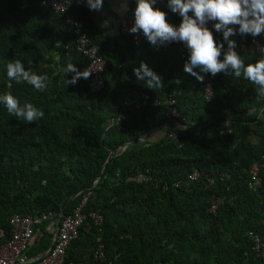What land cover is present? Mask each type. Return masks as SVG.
Segmentation results:
<instances>
[{
	"label": "trees",
	"instance_id": "trees-1",
	"mask_svg": "<svg viewBox=\"0 0 264 264\" xmlns=\"http://www.w3.org/2000/svg\"><path fill=\"white\" fill-rule=\"evenodd\" d=\"M70 1L71 14L106 63L100 89L90 87L89 78L66 84L74 75H65L67 64L83 72L88 61L60 14L41 0H0V95L10 92L44 113L27 123L0 103V243L10 238L11 215L50 212L53 220L43 222L25 251L35 259L52 241L48 223L55 225L63 208L70 215L89 193L82 212L96 211L103 222L80 229L64 264H96L100 246L109 264H264L248 237L254 232L264 240V168L249 186L250 166L264 154V98L257 86L231 72L212 76L193 69L204 76L200 82L183 70L189 52L182 42L156 46L144 37L135 47L113 33L116 12L108 0L98 17L86 0ZM126 3V13L134 14L135 0ZM154 7L179 26L168 0H156ZM213 36L226 51L223 34L214 29ZM253 38L264 47V33L228 37L246 65L261 59L241 51ZM14 60L47 75L46 89L9 80L6 66ZM141 62L161 77L162 88L151 90L136 79L133 69ZM168 96L178 118L166 116L165 103L154 105ZM194 171L199 176L190 182ZM216 197L226 199L211 213Z\"/></svg>",
	"mask_w": 264,
	"mask_h": 264
},
{
	"label": "clouds",
	"instance_id": "clouds-1",
	"mask_svg": "<svg viewBox=\"0 0 264 264\" xmlns=\"http://www.w3.org/2000/svg\"><path fill=\"white\" fill-rule=\"evenodd\" d=\"M156 0H135L134 24L130 33H140L147 41L156 46L172 42H182L188 49V60L184 71L203 82L208 73L216 76L218 73H229L236 78H243L257 86V94L264 98V47L260 49L262 58L256 63L245 64V61L235 51L236 44L228 37L237 34H249L256 37L264 33V0H168V7L173 13H178L181 23L178 27L167 22L166 13L155 8ZM90 10L99 11L103 0H86ZM191 13V15H189ZM209 21H214V29L223 34L228 42L227 50L223 44H218L212 31L206 27ZM235 26H238L236 29ZM223 52V60L220 59ZM7 77L17 83L26 82L38 91L47 87V75H38L31 70H25L20 60L7 64ZM199 69V73L193 69ZM65 75L73 73L66 84L75 85L80 78L87 79L91 71H77L72 63L64 69ZM138 81L144 82L151 90L162 88V79L153 72L147 64L141 62L140 67L133 69ZM179 83V81H176ZM2 103L9 114L27 123L42 119L44 113L33 104L23 105L10 92L0 95Z\"/></svg>",
	"mask_w": 264,
	"mask_h": 264
},
{
	"label": "built area",
	"instance_id": "built-area-1",
	"mask_svg": "<svg viewBox=\"0 0 264 264\" xmlns=\"http://www.w3.org/2000/svg\"><path fill=\"white\" fill-rule=\"evenodd\" d=\"M70 5V0H41V6L43 8L50 9L55 13L60 14L63 17L64 22L73 29L76 37V49L88 61L86 70L91 71V75L89 76V86L100 89L104 86L103 72L106 67V63L98 53V46L88 37L82 23L71 14ZM111 21L114 23L115 28L121 36L130 38L133 46L138 47L141 44L142 39L144 38L142 32L133 34L129 31L134 24V14L118 12L116 13V18L111 19ZM214 23V21H209L206 25V27L212 31L213 35ZM261 48L262 47L258 40L253 38L250 45L241 47V51L257 52L260 53L262 58L260 51ZM210 94L211 88L207 85L204 89V96L209 97ZM163 103L168 105L166 116L169 119L179 117V113L175 106V100L171 96L166 97L164 102L158 100L154 101L155 106H160ZM178 127L180 126L178 125ZM168 138L174 140L175 143L178 142L174 133H170ZM262 168H264V154L259 161L254 162L250 166V187L253 186L252 182L256 180L257 175ZM198 176V171H194L189 176L188 180L191 182ZM220 178L224 179L225 174H221ZM209 182L212 184L213 180H210ZM173 185L175 187H181L183 184L175 182ZM187 185L188 183H186L185 187H187ZM88 196L89 193L82 198L80 204L70 215H63L61 217L54 244L48 253L40 259L27 258L25 256V251L27 250L32 238L40 232L43 222L53 220V214L48 212L40 216H21L18 214L11 215L9 218L11 228L10 238L4 243H0V264H64L67 248L70 243L78 237L80 229L84 228L88 231L92 228V226H99L103 222L102 215L96 211H91L88 214H84L82 212V208L86 204ZM225 199V197H216L210 203L209 211L214 213L218 206L225 201ZM84 223L86 224L84 225ZM248 237L252 244V250L259 258H264V240L254 232H249ZM93 259L96 264H109L102 246L98 247L93 253ZM68 264L75 263L69 262Z\"/></svg>",
	"mask_w": 264,
	"mask_h": 264
},
{
	"label": "water",
	"instance_id": "water-1",
	"mask_svg": "<svg viewBox=\"0 0 264 264\" xmlns=\"http://www.w3.org/2000/svg\"><path fill=\"white\" fill-rule=\"evenodd\" d=\"M113 33H114L115 35L121 36L115 27H114V29H113ZM147 138H148V137L142 138V140H146ZM127 146H128V144H124V145H123L119 150H117L116 152H114V153H110L109 156H108V158H107V160H106V162H105V164H104V166H103V168H105L106 164L110 161V159H111L113 156H115V155H119L121 152H123V151L125 150V148H126ZM75 196H76V195H73V196L70 198L69 202H70ZM63 213H64V208L60 211V213H59V215H58V218H57L56 223H55V224H56V225H55V226H56V231H55L54 234H53L52 241L50 242L48 248H47L43 253L39 254L35 259H40V258L44 257V256L48 253V251L52 248V246H53V244H54V241H55V239H56V236H57V230H58L59 222H60L61 217L63 216Z\"/></svg>",
	"mask_w": 264,
	"mask_h": 264
},
{
	"label": "crops",
	"instance_id": "crops-1",
	"mask_svg": "<svg viewBox=\"0 0 264 264\" xmlns=\"http://www.w3.org/2000/svg\"><path fill=\"white\" fill-rule=\"evenodd\" d=\"M109 1V4H110V7L112 10H114L116 13L118 12H126L127 11V3H126V0H108ZM104 12L102 11V8L99 10V11H96L95 12V16L98 17V16H104ZM111 20V19H110ZM154 134V133H153ZM151 134V136L153 135ZM56 225V224H55ZM54 225L53 222H49L48 225H47V228L49 230H52V231H56V226ZM32 244V240H31V243L30 245ZM38 256V255H37ZM36 256V257H37ZM35 257V258H36Z\"/></svg>",
	"mask_w": 264,
	"mask_h": 264
}]
</instances>
